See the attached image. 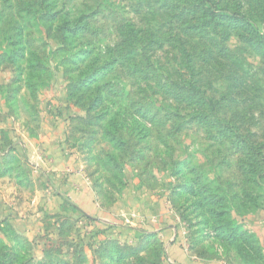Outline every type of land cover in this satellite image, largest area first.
I'll return each instance as SVG.
<instances>
[{
  "label": "rangeland",
  "instance_id": "rangeland-1",
  "mask_svg": "<svg viewBox=\"0 0 264 264\" xmlns=\"http://www.w3.org/2000/svg\"><path fill=\"white\" fill-rule=\"evenodd\" d=\"M205 5L192 50L184 4L0 0V264H264V0ZM56 155L96 230L35 168Z\"/></svg>",
  "mask_w": 264,
  "mask_h": 264
},
{
  "label": "crops",
  "instance_id": "crops-1",
  "mask_svg": "<svg viewBox=\"0 0 264 264\" xmlns=\"http://www.w3.org/2000/svg\"><path fill=\"white\" fill-rule=\"evenodd\" d=\"M32 157H34V161H38L35 168L41 170L44 176H47L48 178L52 177L54 179L57 186L56 199H60V195H65L66 197H68V199L72 198V201L77 204L75 206L77 207V211L80 212L77 213L80 214L82 216V219L86 220V222L88 223L86 227L83 226L82 231L89 229V227L92 228L93 231L96 230L98 221L104 220L101 219L97 204H94V198L90 192V189L86 186L82 178L80 179L77 174H73L69 158L67 156L60 155ZM64 178L67 180L66 184L63 180ZM57 183L62 184L58 185ZM72 189H75L78 192L77 196L75 192H72ZM54 201H56L55 198ZM3 214L4 216L2 217ZM7 215L8 213L6 209L0 207V219H4V217H7ZM32 226L33 223L31 221L21 220L18 222L16 227L22 233L27 232V236H29L30 233H33Z\"/></svg>",
  "mask_w": 264,
  "mask_h": 264
},
{
  "label": "trees",
  "instance_id": "trees-1",
  "mask_svg": "<svg viewBox=\"0 0 264 264\" xmlns=\"http://www.w3.org/2000/svg\"><path fill=\"white\" fill-rule=\"evenodd\" d=\"M187 1L188 0H164V3H165L166 9L170 10L171 12L173 10L179 9L182 6V4L185 5L183 6V8H181V10L179 9L180 10L179 15L185 14V18L177 17L176 14L171 15V19H177L176 25L183 24L180 29L175 28L174 30H176L175 32H177L178 34H181V33L184 34L182 35V37H180L181 42L184 43L185 41H187L184 44L188 43V45H190L188 47L192 48V50L194 49L199 50L198 46L203 45L201 41L203 39V36H197L194 33L192 34L191 33L192 30L202 28L203 32H207V30H211L216 24L219 25L218 22L220 19L218 15L211 13V11L207 8V6L205 5L207 3V0H204L205 2L202 1L200 4H196L193 6L187 3ZM201 12L202 14H200ZM190 16L192 17V20H187L190 18ZM208 17L210 18V21L208 20ZM178 20L180 22H178ZM194 22H196L195 25L193 24ZM183 37L185 38V41L182 40ZM213 51L215 53V57L218 56L219 58H223L222 53H226L228 55L226 50L222 49L221 47H214ZM208 67L209 66L208 65L205 66V63H204L202 64V66L196 68L195 71H198L200 69L201 71H204L205 73H211ZM189 68L191 69V71H194V68L192 66H189ZM203 117H204L203 120H206L208 118L206 116H203Z\"/></svg>",
  "mask_w": 264,
  "mask_h": 264
}]
</instances>
